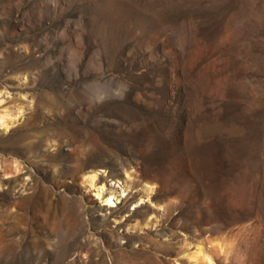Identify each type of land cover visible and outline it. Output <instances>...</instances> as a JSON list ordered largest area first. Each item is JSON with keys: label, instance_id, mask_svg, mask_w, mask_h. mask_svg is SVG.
Listing matches in <instances>:
<instances>
[{"label": "rangeland", "instance_id": "374dc122", "mask_svg": "<svg viewBox=\"0 0 264 264\" xmlns=\"http://www.w3.org/2000/svg\"><path fill=\"white\" fill-rule=\"evenodd\" d=\"M2 112L0 264H264V0H0Z\"/></svg>", "mask_w": 264, "mask_h": 264}, {"label": "bare ground", "instance_id": "6f19581e", "mask_svg": "<svg viewBox=\"0 0 264 264\" xmlns=\"http://www.w3.org/2000/svg\"><path fill=\"white\" fill-rule=\"evenodd\" d=\"M3 112L0 113V126H3L5 128H7L9 126L8 125L9 122H12L13 121V120L10 121L13 118L10 119L9 118L10 115L7 114L6 112L3 114ZM11 116H12V114H11ZM15 116H14V118H15ZM59 131H61V129ZM80 154L83 155L84 153H79L78 154V156L75 158V160H77V162H79L78 160H80L82 158ZM79 164H80V162H79ZM79 164H77L76 166H78ZM86 169H87V167H86ZM86 169L83 168V167H80V168H77L76 171H78L80 173L83 172L82 173V175H83V182L87 186L86 188L95 190L96 198L99 199V203L98 204L100 206H102V207L103 206H107V207L118 206V203L119 202L123 204L129 198V195L131 193L130 191H133V188L134 187L139 186L138 185L139 178L136 179V177H133L130 173L127 174L125 172L126 173V176H125V178L123 180L115 179L113 181L111 179L110 183H107L108 181L107 182L105 181V179H104L105 177H102V175H104V176L107 175L106 174V172H107L106 170H103V169H101V170L87 169L86 170ZM97 169H99V168H97ZM111 185H113L114 187H116V189L111 188L110 187ZM139 189H140L139 192L142 193V194H141L140 197L138 196L139 198L136 201L131 202V204L135 203V205L133 206V209H137L138 207H143L145 202H147V203H149V202L150 203H154L152 198H153V195H154L155 191H157V190H155L156 188L154 189V185L153 184H150L149 182H142L141 187ZM128 207H130V206H128ZM122 208H123V206L120 205V206H118L117 209L110 210L111 215L112 214H116V216H117L116 217V220L119 223H123L124 220L127 219L125 216L134 215V212H130V210H128V213H125L124 214L123 211H122ZM102 213H104V212H102ZM113 217H115V216H113ZM114 220H115V218H114ZM122 225H124V224H122ZM198 251L199 252H195L194 251L195 253L192 254L191 258L193 259V261L194 260H198L199 259V256L201 257V255H203L204 259H206V261H207L206 264H212L213 263L212 259L208 256V254L206 255L205 253L202 252V250L201 251L198 250ZM203 257H202V259H203ZM193 264H196V263H193Z\"/></svg>", "mask_w": 264, "mask_h": 264}]
</instances>
